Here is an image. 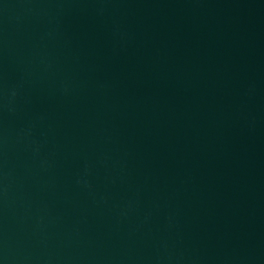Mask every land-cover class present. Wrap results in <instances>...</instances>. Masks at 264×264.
<instances>
[{
	"label": "water",
	"instance_id": "95a60500",
	"mask_svg": "<svg viewBox=\"0 0 264 264\" xmlns=\"http://www.w3.org/2000/svg\"><path fill=\"white\" fill-rule=\"evenodd\" d=\"M0 264H264V0H0Z\"/></svg>",
	"mask_w": 264,
	"mask_h": 264
}]
</instances>
